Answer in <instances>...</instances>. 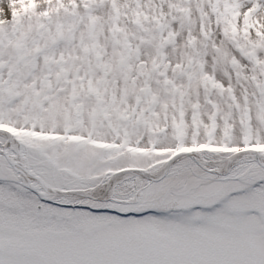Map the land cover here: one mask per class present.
Wrapping results in <instances>:
<instances>
[{"label": "snow or ice", "instance_id": "obj_1", "mask_svg": "<svg viewBox=\"0 0 264 264\" xmlns=\"http://www.w3.org/2000/svg\"><path fill=\"white\" fill-rule=\"evenodd\" d=\"M0 264H264V0H0Z\"/></svg>", "mask_w": 264, "mask_h": 264}]
</instances>
